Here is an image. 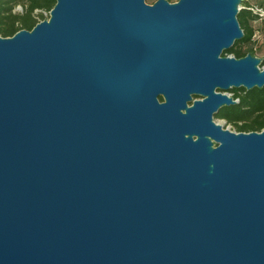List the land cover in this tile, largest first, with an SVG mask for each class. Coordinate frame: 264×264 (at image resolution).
<instances>
[{
    "label": "water",
    "instance_id": "obj_1",
    "mask_svg": "<svg viewBox=\"0 0 264 264\" xmlns=\"http://www.w3.org/2000/svg\"><path fill=\"white\" fill-rule=\"evenodd\" d=\"M236 3L56 0L0 36V264H264V130L212 119L264 86L221 56Z\"/></svg>",
    "mask_w": 264,
    "mask_h": 264
},
{
    "label": "trees",
    "instance_id": "obj_2",
    "mask_svg": "<svg viewBox=\"0 0 264 264\" xmlns=\"http://www.w3.org/2000/svg\"><path fill=\"white\" fill-rule=\"evenodd\" d=\"M55 3L56 0H0V36H12L21 29L31 30L37 22L46 19L44 13L49 15ZM17 5L21 6V11H14ZM258 7L264 11V0L258 3ZM236 18L243 35L224 50L223 55L241 58L254 51L256 40L253 36L256 31L253 22L261 20L264 23V13L243 8L238 11ZM260 64H264V57ZM230 90L237 103L221 107L216 117L232 124L237 132L264 130V86L252 89L241 86ZM159 99L162 100V97Z\"/></svg>",
    "mask_w": 264,
    "mask_h": 264
},
{
    "label": "rangeland",
    "instance_id": "obj_3",
    "mask_svg": "<svg viewBox=\"0 0 264 264\" xmlns=\"http://www.w3.org/2000/svg\"><path fill=\"white\" fill-rule=\"evenodd\" d=\"M155 1L156 0H145V2L148 4H153ZM168 1L169 2H175L177 0H168ZM260 1H263V0H237L236 8L238 9V11L240 9L246 8V9H250L252 12H258L259 11V12H261V14H263V12H262L263 10H261L258 7V3ZM14 11H21V6L17 5L14 8ZM44 15H46V18H48V16H49L46 13H44ZM253 23H254L253 25H254L255 31L258 33H257V36L255 37L256 43L253 44L255 46V49H253L254 51L251 52L250 55L252 57H256L259 59L257 66L259 69H263L264 64L261 65L260 62H261V59L264 57V23H262L261 20H257ZM221 56H224L223 52L221 53ZM226 56H232V55L229 54V55H225V57ZM222 93H225L231 97L233 94L230 89H228L227 91L222 92ZM194 98H199V97H194ZM212 119L216 124L221 125L223 128L229 129L231 131H236L232 124L227 123L224 119L216 117V114L213 115Z\"/></svg>",
    "mask_w": 264,
    "mask_h": 264
},
{
    "label": "built area",
    "instance_id": "obj_4",
    "mask_svg": "<svg viewBox=\"0 0 264 264\" xmlns=\"http://www.w3.org/2000/svg\"><path fill=\"white\" fill-rule=\"evenodd\" d=\"M263 13H264V11H262ZM257 33L258 32H255V34H254V36H253V38L255 39V37L257 36ZM254 49H255V47H254Z\"/></svg>",
    "mask_w": 264,
    "mask_h": 264
},
{
    "label": "flooded vegetation",
    "instance_id": "obj_5",
    "mask_svg": "<svg viewBox=\"0 0 264 264\" xmlns=\"http://www.w3.org/2000/svg\"><path fill=\"white\" fill-rule=\"evenodd\" d=\"M213 144L215 145V143L213 142Z\"/></svg>",
    "mask_w": 264,
    "mask_h": 264
}]
</instances>
